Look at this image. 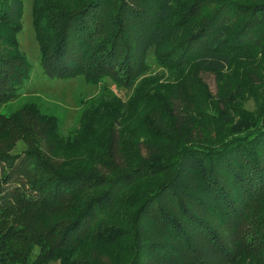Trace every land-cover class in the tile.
Returning <instances> with one entry per match:
<instances>
[{"label":"trees","instance_id":"trees-1","mask_svg":"<svg viewBox=\"0 0 264 264\" xmlns=\"http://www.w3.org/2000/svg\"><path fill=\"white\" fill-rule=\"evenodd\" d=\"M33 5L47 75L151 105L127 139L117 109L84 142L34 105L3 116L0 264H264V0ZM22 11L0 0V103L30 70Z\"/></svg>","mask_w":264,"mask_h":264},{"label":"rangeland","instance_id":"rangeland-1","mask_svg":"<svg viewBox=\"0 0 264 264\" xmlns=\"http://www.w3.org/2000/svg\"><path fill=\"white\" fill-rule=\"evenodd\" d=\"M33 2L34 0H23L22 25L18 33L20 50L29 61L30 70L20 81V85L15 88V92L5 102L0 103V126L3 116H10L24 106L34 105L42 115L56 118L58 131L62 138L73 137L76 134L79 136L81 133L80 139L84 142V138H90V135L94 133L92 132L93 124L98 129L97 132H107L105 128L109 123L107 120L112 118L117 109L121 114L120 129L124 138H129L133 133L140 136L142 132L140 116L150 109L151 104L148 105L144 100L130 101L135 94L133 89L125 90L113 84L108 88L104 83L90 82L83 74L72 77L47 75L33 25ZM160 70H162L161 67L154 66L148 73ZM201 75L211 90L216 92L215 75L210 72H204ZM114 96L121 97L123 102L116 103ZM104 104L110 109L97 111L95 114L88 115L84 120V111L93 105L99 107ZM26 145L27 143L23 140H19L11 152H16ZM47 264H59V262L53 261Z\"/></svg>","mask_w":264,"mask_h":264}]
</instances>
